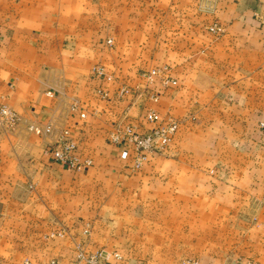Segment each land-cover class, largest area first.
I'll list each match as a JSON object with an SVG mask.
<instances>
[{
	"label": "crops",
	"instance_id": "0c3cea01",
	"mask_svg": "<svg viewBox=\"0 0 264 264\" xmlns=\"http://www.w3.org/2000/svg\"><path fill=\"white\" fill-rule=\"evenodd\" d=\"M148 1L164 3L165 10L148 11L147 37L140 28L125 32L133 36L124 42V49L132 51L129 73L115 38L119 28L114 33L102 26L92 39L94 31H68L63 21L55 23L65 17L44 10L45 0H0V104L21 116L14 132L0 134V264H69L77 246L108 254L92 219L108 216L114 196L122 199V210L134 212L139 228L162 226L166 238L182 245H202L209 237L218 241L220 232L203 235L199 224L219 225L221 219L213 216L237 210L236 197H243L248 238L261 243L264 264V0ZM214 22L221 26L217 37L208 31ZM144 51L149 52L148 69L164 62L160 67L175 83L149 84L160 92L157 101L142 96L115 100L123 85H147L140 74ZM96 66L97 76L91 73ZM73 102L84 119L69 111ZM147 110L158 119L176 118L181 126L172 153L148 156L139 174L127 176L124 166L131 158L119 159L106 138L121 118L133 128H151L143 118ZM47 122L75 130L80 156L93 165L73 172L54 163L49 140L27 131L28 124ZM220 166L227 169L226 179L207 175ZM140 174L161 177L165 185L140 186ZM145 211L152 218L142 223ZM157 211L165 216L158 219ZM176 211L182 212L180 224ZM205 211L209 217L203 213L197 220V234L182 229L193 227L187 219L191 212ZM154 237L149 232L148 240ZM168 249L151 257L181 255ZM195 253L225 258L205 246Z\"/></svg>",
	"mask_w": 264,
	"mask_h": 264
},
{
	"label": "rangeland",
	"instance_id": "374dc122",
	"mask_svg": "<svg viewBox=\"0 0 264 264\" xmlns=\"http://www.w3.org/2000/svg\"><path fill=\"white\" fill-rule=\"evenodd\" d=\"M43 9L53 14H56V16H64L65 18L60 20H58V18L55 17L56 19L55 21L54 20L53 21L55 23L58 21L59 22L63 21L64 24H66L68 31L73 29L74 27L75 28L77 27V29L88 30V32H93V31L96 32V33H92L91 35L92 39H94L97 33H99L100 27L102 26H106L110 28L111 30L114 31V33H116V31L118 30L117 28H119L121 30L120 35L118 36L115 35V38L117 40V45L120 46L123 55L124 56L126 55L127 57L126 63H128V66L126 68L128 72L131 73L130 69L132 66L131 64L132 51L124 49V42L125 41L128 42V40L131 39L133 36L132 34H127L125 32H129L130 30H137L138 32L139 31L138 28H140L142 37H147L148 36L147 27L150 21L147 16L148 11L150 9L153 10L156 9L158 11L165 10V4L164 3L152 4L148 0H137V2H132V0H45ZM138 13H140V15H138ZM50 21L52 20L50 19L46 20V22H50ZM214 26L221 28L219 24L214 22L208 26V31L211 27ZM133 27H136L137 29H134ZM141 27L146 29H142ZM220 32H217L216 34L213 35L217 37L221 34ZM110 39L112 43L113 40L112 36H110ZM161 39L163 42L164 41L163 37H161ZM111 45L112 44L108 45L109 48L111 47ZM148 54H149L148 51L142 52L143 65H141L140 74L144 82H147L144 76H146L148 72L151 71L150 69H148L149 68L148 64L144 62V61H148L146 60ZM162 59H163V52H162ZM162 63L163 64L158 65L156 69L163 68L160 67L165 65L164 62ZM42 65L46 66L47 64L46 62H44ZM94 68H97V66ZM154 69L155 68H153V70ZM92 70L93 68L91 69V73ZM92 74L97 76V74L95 73ZM123 86H125L127 89L130 90V93L133 94L132 96H138V94L139 96H141L142 93L150 92L151 89L148 87L149 86L148 82L147 85H145V87L141 89L132 88L127 85H123ZM142 97L148 99L145 95H143ZM115 100H119L116 97V95H115ZM122 100H127V99H122ZM0 105L8 106L6 103H1ZM18 116L21 119V116L19 114ZM177 122L179 123V128H178L179 131L181 122L179 120H177ZM114 126H116V129H120L119 127H126V126H129L132 129V126L129 123H127L125 120H123V118L119 119L117 123L114 124ZM14 129L0 128V134H4V135L7 133L9 134L11 132H14ZM56 129L59 130V128ZM134 130L137 131L138 128H135ZM176 134L174 135V137L176 136ZM41 138H46L49 140V144L51 143V138L49 137H41ZM107 139L108 137L106 138V144L117 151V147L111 145ZM170 152H171V143L169 145V148H167V150L163 154H158V155L166 156L170 154ZM131 158H132L131 162L127 164L126 167L124 166L125 169L129 170L128 173L126 174L127 176H133L135 174H139V172L148 163L147 161L148 159H145L136 165L133 157ZM226 173H227V169L225 168V166H220L218 168H212L207 170L208 176L216 177L215 179L220 181L226 179L225 178ZM140 178L143 179L141 182H138L140 186L155 187V186L165 185L164 184L165 180L161 179V177L154 179L152 178L151 175L140 174ZM120 183L121 181L118 184ZM133 185L136 186L137 183L134 182ZM110 187H116V185ZM130 199L131 201H133L132 196H129L127 200ZM121 200L122 199L119 200V197H117L116 199L114 196V199L112 200V206H110L109 209L108 216L102 219V217L98 215L96 216L95 219L94 218L92 219L93 222L95 223V227L92 228L94 231L97 232L98 237L102 239V246H107L109 248L108 253L116 250L119 253H121L128 261L131 260V262H136L137 264H192V263L261 264L262 263L263 259H261L262 256L261 243L250 242L248 238V235L250 233V231L248 230H250V227H247L244 224L245 223L244 220L246 219V214H245L246 211L244 210L245 207H244L243 197H236L235 201L239 203L237 204V210L234 211L220 210L219 212H217L219 214H215V217L213 216L215 220L217 218L221 219V223H220L221 226H219L220 224L214 226L212 225L213 221H207V220L205 221V225H204L205 227L199 224V232H202L203 235L217 236V233L219 232L221 233V236L220 238H218V241H216V239L213 240L212 237H209L208 241H206L202 245L194 244V243H188L182 245V243H180L179 240L178 242L174 241V238L170 240V238L165 237V228L162 226L150 225L145 227L141 226L142 228H139L138 220H135L133 216L134 212L132 210H127V211L122 210L123 205L120 206L119 204V201ZM222 207H226V205L222 203ZM203 213L205 215V218L209 217L208 211L200 212L198 214L197 212H191L187 219L189 221H192V223L190 224H192L193 227L190 226L188 228H182V229L185 232H187V230L189 229L190 234L191 233L197 234L198 230L196 228V224H197L196 222L198 219L202 218ZM254 213L258 214L259 212L254 211ZM154 214L158 215V219L165 216L164 211L162 212L157 211L156 213H153V215ZM173 214L178 218L176 219L179 222L177 224H180L182 212L176 211L173 212ZM149 216H152V213H149V211H145L144 216H142L145 219L142 218L143 220L142 223H146L148 222L149 218H152ZM226 220H230V221H226ZM227 222H229V225L226 224ZM174 228L179 230L181 229L180 226ZM138 229L142 230V232H139ZM258 230L259 228H257V231ZM149 232L155 234L156 236L150 241L148 240ZM200 246L201 247L205 246V250L208 251L210 250L221 251L225 253V258L216 259V260L212 258H199L198 255L195 253V251H198V249L201 248ZM167 247L169 248L168 250L172 248L177 249L178 252H176V254L177 255L181 254V255L173 259L160 258L157 256L155 258L151 257V254H153L155 251L161 252L165 250Z\"/></svg>",
	"mask_w": 264,
	"mask_h": 264
},
{
	"label": "built area",
	"instance_id": "2783aa9c",
	"mask_svg": "<svg viewBox=\"0 0 264 264\" xmlns=\"http://www.w3.org/2000/svg\"><path fill=\"white\" fill-rule=\"evenodd\" d=\"M220 30L217 26L209 29L213 33L220 32ZM107 44H111V40H108ZM92 73L100 75L101 71L99 68H93ZM144 77L148 84H153L155 80H158L163 87L175 83V80L171 79L168 75V70L165 67L151 70ZM48 94H52V92ZM159 94L160 92L158 90L151 88L150 92H144L141 96L145 95L149 100L157 101ZM115 95L119 99L118 101H121L122 99L131 97L133 94L125 86H121ZM69 111L76 113L81 120L85 118V114L76 102L69 105ZM143 118L152 126L148 130L139 131L138 129L136 131L134 130L135 128L132 127L131 129L129 126L116 129V126H114L109 132L107 139L111 145L117 147L119 159L126 160L133 157L136 165L147 159L148 156L163 154L169 148L179 128V123L175 118L166 116L165 118L158 119L156 114L151 110L145 111ZM20 121L21 119L15 111L6 105H0V128L14 129ZM27 131L36 136L51 138L48 152L52 161L58 165L70 169L73 172H79L89 168L93 164L91 158H82L80 156L75 130L69 128L58 130L53 124L47 122L42 125L36 123L28 124ZM69 264L130 263L116 250L104 255L100 250L86 251L82 247L77 246L72 253Z\"/></svg>",
	"mask_w": 264,
	"mask_h": 264
}]
</instances>
